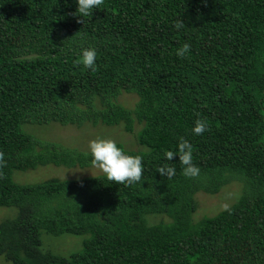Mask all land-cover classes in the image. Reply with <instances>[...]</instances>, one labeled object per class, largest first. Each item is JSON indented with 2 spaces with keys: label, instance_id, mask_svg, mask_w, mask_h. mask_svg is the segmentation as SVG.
<instances>
[{
  "label": "trees",
  "instance_id": "16d2710c",
  "mask_svg": "<svg viewBox=\"0 0 264 264\" xmlns=\"http://www.w3.org/2000/svg\"><path fill=\"white\" fill-rule=\"evenodd\" d=\"M74 12L75 0H0V206L16 208L0 221V255L10 264H264V0H103L89 16ZM81 46L96 49L95 72L79 64ZM122 92L137 96L132 107ZM197 118L208 125L200 135ZM49 122L139 125L144 150L116 143L142 158L141 180L14 181V170L90 165L87 150L22 128ZM179 137L196 177L163 158ZM161 164L176 174L160 176ZM232 180L240 197L192 221L195 193ZM152 213L169 220L149 223ZM42 231L87 236L61 256L41 249Z\"/></svg>",
  "mask_w": 264,
  "mask_h": 264
},
{
  "label": "rangeland",
  "instance_id": "374dc122",
  "mask_svg": "<svg viewBox=\"0 0 264 264\" xmlns=\"http://www.w3.org/2000/svg\"><path fill=\"white\" fill-rule=\"evenodd\" d=\"M118 101L132 107L137 101V96L133 93L122 92L118 96ZM22 128L33 136L54 140L63 145L75 147L79 150H87V142L97 137L110 138L121 143L124 148L130 150H144L145 147L139 144L135 137V132L139 125L134 124L132 132L124 130L121 124L105 126L101 124H83L80 127L73 125H60L56 122L47 124H23ZM99 170L91 165L85 167H64L52 164L38 166L32 170H14L12 178L19 183H35L50 177L61 179H74L85 176L101 174ZM242 182L232 180L214 194L198 191L195 193L196 208L192 213V221H197L203 216L216 214L218 211L232 205L241 195ZM16 208L12 206H0V221L4 218L14 217ZM147 216V218H146ZM145 218L149 223L167 222L169 218L163 213L147 214ZM87 235H75L70 233L51 234L45 231L41 233V249L57 255L68 256L82 247V242ZM0 264H10L0 255Z\"/></svg>",
  "mask_w": 264,
  "mask_h": 264
},
{
  "label": "clouds",
  "instance_id": "9594fccd",
  "mask_svg": "<svg viewBox=\"0 0 264 264\" xmlns=\"http://www.w3.org/2000/svg\"><path fill=\"white\" fill-rule=\"evenodd\" d=\"M103 0H75V15L80 18L89 16L93 9H97ZM180 29L184 24L180 21L173 25ZM190 51L188 43L176 49L175 55L184 58ZM97 51L91 46H81L78 51V62L84 69L96 71ZM207 122L197 118L191 129L194 135H200L207 130ZM87 154L90 165L104 174L108 181L116 184L130 185L141 180L142 163L139 155H129L117 143L104 137L90 139L87 142ZM164 160L171 161L177 157L181 165V174L185 177H196L199 168L193 163L191 145L183 137H179L174 150H165L162 153ZM155 172L166 179L176 174V169L168 164L156 167Z\"/></svg>",
  "mask_w": 264,
  "mask_h": 264
}]
</instances>
